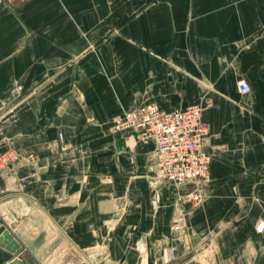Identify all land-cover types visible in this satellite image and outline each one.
Returning <instances> with one entry per match:
<instances>
[{"label":"crops","instance_id":"0c3cea01","mask_svg":"<svg viewBox=\"0 0 264 264\" xmlns=\"http://www.w3.org/2000/svg\"><path fill=\"white\" fill-rule=\"evenodd\" d=\"M150 102L205 105L209 180L181 231L192 186L161 182L153 145L111 127ZM7 149L0 226L20 264H261L264 0H0Z\"/></svg>","mask_w":264,"mask_h":264},{"label":"built area","instance_id":"2783aa9c","mask_svg":"<svg viewBox=\"0 0 264 264\" xmlns=\"http://www.w3.org/2000/svg\"><path fill=\"white\" fill-rule=\"evenodd\" d=\"M12 4H24L31 0H1ZM236 91L246 94L249 87L244 80L235 82ZM202 108L196 104L186 105L171 111H162L154 103H143L113 120L112 128H131L142 141L153 145L152 165L157 178L175 187L192 186V190L182 195L177 203L171 229L183 230L186 218L180 205L196 206L201 201V189L208 182L209 154L204 147L208 127L201 119ZM59 140L62 135L59 134ZM63 146L61 150H65ZM18 160L14 150L0 151V174L12 169ZM256 233L264 231V223L255 227ZM166 257L173 258L171 249ZM81 264H91L87 261Z\"/></svg>","mask_w":264,"mask_h":264},{"label":"water","instance_id":"95a60500","mask_svg":"<svg viewBox=\"0 0 264 264\" xmlns=\"http://www.w3.org/2000/svg\"><path fill=\"white\" fill-rule=\"evenodd\" d=\"M192 240L196 241L195 237H191ZM18 244L15 240L12 239V236L9 234L8 230L4 226H0V264H20L17 259H12V255L18 249Z\"/></svg>","mask_w":264,"mask_h":264},{"label":"rangeland","instance_id":"374dc122","mask_svg":"<svg viewBox=\"0 0 264 264\" xmlns=\"http://www.w3.org/2000/svg\"><path fill=\"white\" fill-rule=\"evenodd\" d=\"M197 105V104H196ZM204 105V104H203ZM203 105H201V108H202V110H203ZM205 106V105H204ZM206 124V123H205ZM206 126H207V124H206ZM208 127V126H207ZM209 130V129H208ZM264 223V222H263ZM261 264H264V246H263V251H262V259H261Z\"/></svg>","mask_w":264,"mask_h":264}]
</instances>
